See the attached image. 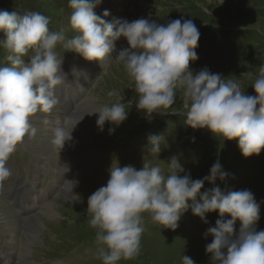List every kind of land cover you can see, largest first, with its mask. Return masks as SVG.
Returning a JSON list of instances; mask_svg holds the SVG:
<instances>
[{
	"label": "clouds",
	"instance_id": "1",
	"mask_svg": "<svg viewBox=\"0 0 264 264\" xmlns=\"http://www.w3.org/2000/svg\"><path fill=\"white\" fill-rule=\"evenodd\" d=\"M100 2L70 0L73 11L69 23L75 33L71 38L63 29L52 32L49 17L38 11L20 16L0 11V30L6 33L3 45L9 53L6 61L10 65L0 67V192L13 176L11 157L26 138L30 140L37 135L31 118L38 113L51 115L60 105L55 90L64 85L65 78L60 75L62 59L56 53L58 44L87 61H99L105 66L110 54L116 51L115 42L123 37L129 48L119 51L115 59L135 84L138 110L149 118L153 113L185 115V123L192 129H208L227 141L238 139L244 157L260 154L264 149V67L251 85L255 96L245 95L236 80L207 69L194 75L189 69L190 62L198 59L195 49L200 32L192 20L178 19L167 25L143 18L107 23L94 12ZM103 15L108 16L109 12ZM25 57H29L28 63ZM177 93L182 94L184 111H169L176 104ZM107 96L116 97V102L98 106L88 114H99L97 127L101 131L106 122L117 127L122 124L128 115L125 106L132 103H122L123 95L115 90ZM81 120L71 122L70 128L55 130L52 143L60 151L73 140L72 132ZM109 131L111 134L115 129ZM163 139L150 136L149 151L159 155ZM168 164L167 176L150 161H144L139 171L132 166L112 167L106 186L88 198L90 226L96 229L97 244L103 245L97 258L103 264L136 259L145 231L142 215L148 213L153 223L174 231L192 201L193 214L202 220L207 213L216 211L221 217L205 233L213 237L206 245L211 264H264V231L256 230L260 206L253 193L244 190L225 195L217 187L210 194L204 193L202 203H197L205 181L214 182L217 176L220 179L226 176L220 163L212 166L209 176L195 181L190 175H179L184 169L176 157ZM65 182L72 193L78 182ZM225 215L231 219L225 220ZM237 221L241 225L238 235L234 227ZM183 262L195 264L187 256Z\"/></svg>",
	"mask_w": 264,
	"mask_h": 264
},
{
	"label": "rangeland",
	"instance_id": "2",
	"mask_svg": "<svg viewBox=\"0 0 264 264\" xmlns=\"http://www.w3.org/2000/svg\"><path fill=\"white\" fill-rule=\"evenodd\" d=\"M221 2L222 0H119L123 11L126 12L128 22L143 18L167 25L173 20H192L200 32V40L195 49L198 59L190 62L189 70L195 75L207 69L212 74H220L224 78L236 80L245 95L255 96L256 93L251 85L264 67V0H223ZM96 8L99 10H94L95 13L103 12L106 10V5L101 1ZM0 11L15 13L18 16L38 11L49 17L52 32L63 29L68 38L75 35L69 23L73 11L70 0H0ZM6 38V33L0 30V67L10 66L6 61L9 53L3 45ZM70 52L75 51H67L63 44H58L56 48L57 55L64 53L65 56H69ZM28 58L25 57L26 63L29 62ZM115 65L113 63L108 67L106 76L101 79L102 84L97 86L99 95L106 100L107 106L116 102V97L109 99L107 96V93L113 90L123 95L122 103L128 104L129 101L132 103L130 106H125L128 112L127 119L118 127L106 122L101 131L96 125L94 137L96 144L98 141L105 145L119 144L122 139L116 135L134 136L146 130L151 121L156 119L155 113L149 118L144 111L140 110L139 117L137 116L135 107H137L138 97L134 89L135 84L122 64ZM181 95L177 93L176 104L169 111H184ZM143 120H147L143 122L144 128L127 132V125L134 122H138L136 124L138 125L139 121ZM161 121L162 124L173 125L170 128V134L161 141L160 154L150 151L146 153L147 157L155 159L154 166L161 167L163 174L167 176L170 174L168 163L176 157L179 165L184 169L179 175L181 177L190 175V178L195 181L209 176L212 166L218 161L221 172L226 176L224 179L217 176L214 182L205 181L196 202L202 203L203 194H210L217 187L225 195L234 191L249 190L260 206V219L256 230L264 231V149L259 155L246 158L239 148L238 139L227 141L215 136L208 129H192L186 125L185 115L169 113L165 114ZM113 128L115 131L110 134L109 130ZM88 134L91 135L90 130L86 135L87 138ZM150 162L152 164L151 160ZM97 163L99 161L95 163L96 165L93 164L92 171L96 176L102 177V164L97 165ZM143 163L138 162L137 167L142 168ZM89 193L92 194V192ZM76 194L78 195L74 198L80 199L78 203L74 201L75 199L68 200L66 195L60 194L57 197L60 217L44 220L46 230L51 232V235L47 237L45 234L42 238V261L62 257V249L79 245L75 253L80 255H75L74 259L78 261L74 260L73 264H103V260L97 258L98 249L103 245L97 244L96 229L90 226L91 217L86 211L88 201L82 199L83 194L79 191ZM188 203L189 208L182 214L178 221V228L174 231L153 223L151 216L144 213L142 226L145 231L142 237L148 230H153L163 244L155 253L150 248L141 246L140 255L136 259L121 260L117 264H184V256L191 258L195 264H211L210 254H206V245L212 242L213 237L206 236L205 233L209 228L215 227L216 221L221 217L218 211L207 213L205 216L207 222H205L193 214L192 201ZM224 219L228 220L231 217L225 215ZM240 226V222L237 221L234 226L237 235ZM169 254L175 258L168 259Z\"/></svg>",
	"mask_w": 264,
	"mask_h": 264
},
{
	"label": "bare ground",
	"instance_id": "3",
	"mask_svg": "<svg viewBox=\"0 0 264 264\" xmlns=\"http://www.w3.org/2000/svg\"><path fill=\"white\" fill-rule=\"evenodd\" d=\"M117 66L118 65H121L120 63H118L117 61L116 62H114ZM115 65V66H116ZM89 135V134H88ZM70 181H72V180H70ZM68 185L66 184L65 185V187H64V189L62 190V193L61 194H63V195H66L67 196V198H68V200H73V199H75L74 198V193L76 194L78 191L80 192V193H82L83 194V197H82V199H84L86 202L88 201V197H90L95 191H92L91 189H86L85 188V186H82V185H80V184H77V188L79 189H73V192L72 193H70L69 191H68ZM81 190V191H80ZM89 192H92V194L91 193H89ZM77 203H78V201H77ZM83 207V206H82ZM88 207V206H87ZM87 211V210H86ZM158 238V239H157ZM161 239H160V237L155 233V232H153V230H148V232H145V234H144V236L141 238V246H144V247H148V248H150V250L153 252V253H155V251L156 250H159L160 249V245H162L163 243L160 241ZM174 256L172 255V254H169V256H168V259H170V258H173ZM175 258V257H174ZM50 259V258H49Z\"/></svg>",
	"mask_w": 264,
	"mask_h": 264
}]
</instances>
